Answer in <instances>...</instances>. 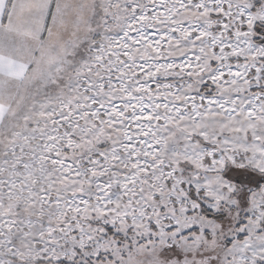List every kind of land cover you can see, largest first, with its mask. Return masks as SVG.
Wrapping results in <instances>:
<instances>
[{
    "label": "snow or ice",
    "instance_id": "1",
    "mask_svg": "<svg viewBox=\"0 0 264 264\" xmlns=\"http://www.w3.org/2000/svg\"><path fill=\"white\" fill-rule=\"evenodd\" d=\"M0 264H264V0H0Z\"/></svg>",
    "mask_w": 264,
    "mask_h": 264
}]
</instances>
